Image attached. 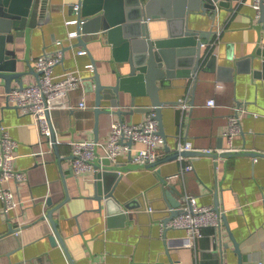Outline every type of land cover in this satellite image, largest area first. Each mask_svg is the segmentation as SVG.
<instances>
[{"label": "crops", "instance_id": "obj_1", "mask_svg": "<svg viewBox=\"0 0 264 264\" xmlns=\"http://www.w3.org/2000/svg\"><path fill=\"white\" fill-rule=\"evenodd\" d=\"M79 1L41 0L44 8L39 15L44 22L30 30L28 45L25 38H17L14 45L19 59L17 68L32 71L23 78V85L36 81L35 58L54 52L59 47L57 41L63 42L64 54L53 68L55 75L76 70L86 81L69 95L71 109L56 108L50 112L58 141L57 154L49 142H39L32 116L21 114L8 104L10 89L0 79V124L17 141L15 168L27 178L7 183L19 200L15 209L4 213L0 200V264H69L63 248L51 244L53 230L44 218L51 209L56 229L74 264H264L263 155H232L216 161L209 155L179 156L152 168L128 169L130 157L126 152L118 162L122 166L120 178L113 174L103 178L100 169L85 175L73 173L71 140L105 141L113 122L121 120L133 125L147 118L140 109L114 113L118 109L130 111L128 94H121L118 107H111L109 100L102 99L101 105L111 111L95 114V90L87 91L86 85L87 80L93 82L94 71L86 66L92 64L101 81L113 83L112 52L102 42H92L86 50L77 45L76 38L68 40L67 33L75 30V25H66L65 21L76 18L73 6ZM252 2L229 0V6H217L214 14L190 13L188 26L203 32L202 41L208 45L201 47V69L195 76L172 77L167 87L159 90L161 101H187L189 105L181 107L178 123L174 118L176 105L163 108L166 139L158 145L160 157L185 142H191L196 151L211 149L221 153L232 147V151L264 153V28H255L258 19L250 6ZM180 3L181 0H156L152 8L159 18L149 21L150 29H161L165 35L167 21L174 18ZM12 47L6 45L7 49ZM81 49L86 50L85 54L77 53ZM258 50L261 53L252 57ZM212 56L213 70L208 66ZM173 57L177 59L176 54ZM115 66L122 73L126 71L121 64ZM14 86H19L16 81L10 88ZM209 98L215 100L216 106L207 105ZM81 100L86 108H79ZM134 104L137 108L149 106V97H136ZM235 106L244 111L240 113L241 133L234 136L230 146L224 134ZM40 150L46 152L44 166L35 154ZM190 164V171L167 180ZM160 178L174 184L181 198L192 195L198 205L218 207L225 222L221 220L218 228L205 229L192 246L183 243L184 230L162 231L161 221L168 210ZM106 190L112 191L118 203L104 200L100 206L96 197ZM138 197L143 204L139 209H119L121 203ZM47 199H51L50 205L46 204ZM150 207L154 211L150 212Z\"/></svg>", "mask_w": 264, "mask_h": 264}, {"label": "water", "instance_id": "obj_2", "mask_svg": "<svg viewBox=\"0 0 264 264\" xmlns=\"http://www.w3.org/2000/svg\"><path fill=\"white\" fill-rule=\"evenodd\" d=\"M156 0H80L79 10L75 13L77 24L75 31L77 33V45L87 50L90 43H99L109 45L112 52V62L110 68L115 74L113 83L101 81L99 73L94 70L93 82L87 80V91L95 90V114L110 112L111 108L101 105V100H109L111 107H118L121 94H128L130 111L126 112L118 109L117 115L122 113H132L136 109L150 114L154 113V118L158 121L159 134L163 139L164 125L162 121V110L164 107L176 105L174 109V118L177 119L182 113L180 102H167L159 99V90L167 87L168 80L175 76H195L201 69L203 53L201 49L203 32L192 29L188 26L187 21L190 13L196 12L204 14L205 12L216 13L217 6H229V0H181L180 5L175 9L174 18L167 21L164 33L163 30L155 27L150 29L149 21L158 19L159 16L153 14V5ZM237 1V0H235ZM41 0H0V79L4 81L7 89L10 88L12 81H16L19 86L23 85V78L31 73L29 70L17 68L18 57L15 53L14 45L17 38H25L29 43L30 30L38 25H42L44 19L39 15L43 9ZM260 17L255 26L256 29L264 28V12L260 7ZM167 17V16H166ZM12 44L11 49L6 45ZM175 52V53H174ZM258 50L252 54V57L260 54ZM173 54H176L175 60ZM188 56L185 57V56ZM183 57V58H181ZM186 59V60H185ZM26 61V59H25ZM214 56L209 60L208 65H214ZM115 64H121L126 69L124 73L116 69ZM177 68V70L175 69ZM39 76V73H36ZM86 81L82 84L85 85ZM149 97V106L141 108L135 107L136 97ZM191 102V101H190ZM122 122L121 120H119ZM51 124V123H50ZM52 126V124H51ZM50 141L53 143L52 148L58 153V146L55 142V134L51 127ZM251 154L253 156H264V153L251 151H225L218 153L216 151L208 154L200 151H172L164 157L158 158L154 163L147 165H133L130 168L146 167L152 168L161 162L173 160L179 156H212L218 157ZM94 167L102 171L104 178L106 174H113L120 178L118 173L122 170L121 164L113 165L108 158L95 160ZM97 177V176H96ZM97 181V180H96ZM97 183V182H96ZM163 185V196L166 200L165 209L168 210L167 216L162 219L166 224L174 218L180 211L181 192L175 185L168 183L165 179L160 178ZM103 195L97 196L101 202H116L114 194L110 190L103 192ZM51 199H47L46 204L50 205ZM118 203V202H116ZM143 205L141 197L129 202L121 203L120 210H136ZM151 208V207H150ZM219 211L218 207H214ZM152 209V208H151ZM53 209L48 211L46 217L53 230L50 236L51 244H58L63 248L69 264H74L67 248L64 246L62 238L56 229V221L53 218ZM222 221L225 218L221 216ZM167 230V229H166ZM235 242V241H234ZM235 250L238 251V243L235 242Z\"/></svg>", "mask_w": 264, "mask_h": 264}, {"label": "built area", "instance_id": "obj_3", "mask_svg": "<svg viewBox=\"0 0 264 264\" xmlns=\"http://www.w3.org/2000/svg\"><path fill=\"white\" fill-rule=\"evenodd\" d=\"M250 6L255 10L256 19L260 17V7L264 12V0H253ZM75 13L79 10V4L73 6ZM66 25H76L77 19H67ZM68 40L77 38L75 30L67 33ZM58 48L52 53H43L34 60V68L39 73L36 81L28 85L14 86L7 94V102L13 105L21 114L31 115L33 124L38 132L39 142L42 140L49 142L51 135L50 112L56 108L71 109L73 106L69 103V95L78 89L83 82V77L76 70H68L60 75H55L53 68L61 62L63 58L62 41H57ZM71 44V43H70ZM208 43H202L201 47H207ZM86 50H78L79 55L85 54ZM93 71V65L86 66ZM207 105L214 107L216 102L213 98H209ZM180 107L189 106L187 101L180 102ZM79 108H86L84 100L78 104ZM244 111L243 107L235 106L233 112L228 116V127L224 136L228 138L230 146L234 136L241 133L240 113ZM158 121L154 118V113L147 114V118L143 122L128 125L124 122H113L110 127V133L106 140H71L70 147V165L75 175H85L86 173H95V160L108 158L113 165H119V158L122 153H128L130 164L147 165L154 163L158 158V145L163 143L165 139L159 134ZM55 142L57 143L58 141ZM139 145V146H138ZM17 141L12 138L5 125L0 124V200L3 204V212L8 214L19 204V200L13 195L7 183L10 181L23 182L27 178L22 171L15 168ZM196 151L193 149L191 142L178 144L177 151ZM208 154L213 152L211 149L198 150ZM232 151L229 147L222 151ZM238 152V151H237ZM46 152L40 150L35 153L41 164H46L43 158ZM219 153V152H218ZM197 157V156H194ZM218 159V158H217ZM215 159V161L217 160ZM192 165L181 168L180 172L173 174L167 180L176 178L183 174L184 171H190ZM120 173V172H119ZM118 173V174H119ZM97 179L95 175V180ZM166 180V179H165ZM166 180V181H167ZM150 212L154 211L148 208ZM179 213L166 224L161 222L162 231L166 229L184 230V244L192 246L193 242L202 237L203 231L207 228H218L221 226L222 214L209 206L198 205L195 198L191 195H184L180 199L178 207ZM44 218L47 219L46 213ZM48 220V219H47Z\"/></svg>", "mask_w": 264, "mask_h": 264}]
</instances>
